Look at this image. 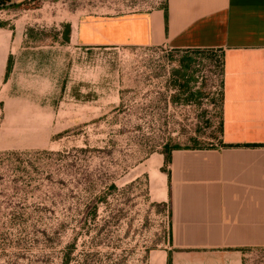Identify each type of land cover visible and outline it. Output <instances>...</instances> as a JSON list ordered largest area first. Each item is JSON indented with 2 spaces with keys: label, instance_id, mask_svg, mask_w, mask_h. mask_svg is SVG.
I'll return each mask as SVG.
<instances>
[{
  "label": "rangeland",
  "instance_id": "rangeland-1",
  "mask_svg": "<svg viewBox=\"0 0 264 264\" xmlns=\"http://www.w3.org/2000/svg\"><path fill=\"white\" fill-rule=\"evenodd\" d=\"M161 2L42 0L0 11L12 58L0 81V264H162L160 158L219 143L222 61L205 50L84 46L77 29ZM244 259L264 264V248Z\"/></svg>",
  "mask_w": 264,
  "mask_h": 264
},
{
  "label": "crops",
  "instance_id": "crops-1",
  "mask_svg": "<svg viewBox=\"0 0 264 264\" xmlns=\"http://www.w3.org/2000/svg\"><path fill=\"white\" fill-rule=\"evenodd\" d=\"M77 29L84 46L220 57L219 143L169 155L162 264H245L246 251L264 248V0H162L150 11L90 18ZM9 56L0 43V81Z\"/></svg>",
  "mask_w": 264,
  "mask_h": 264
},
{
  "label": "trees",
  "instance_id": "trees-1",
  "mask_svg": "<svg viewBox=\"0 0 264 264\" xmlns=\"http://www.w3.org/2000/svg\"><path fill=\"white\" fill-rule=\"evenodd\" d=\"M42 0H0V11L2 10H10V9H19L22 6H27L29 8H36L40 4ZM7 25L6 21L0 20V27H5ZM70 32H71V25L69 23H66L64 25V39L66 41H69L70 39ZM11 62L12 58L9 56L8 63H7V71H6V77L9 75L10 69H11ZM178 146H173L169 149H167L165 152H163L165 156V162L168 163L169 161V155L173 148H177ZM68 260H65V264H67ZM168 264H171L170 259H168Z\"/></svg>",
  "mask_w": 264,
  "mask_h": 264
}]
</instances>
